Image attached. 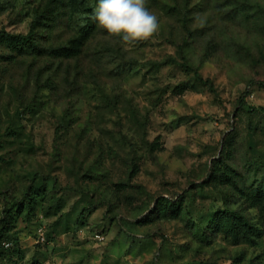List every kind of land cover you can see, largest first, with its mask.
I'll list each match as a JSON object with an SVG mask.
<instances>
[{"label":"rangeland","instance_id":"rangeland-1","mask_svg":"<svg viewBox=\"0 0 264 264\" xmlns=\"http://www.w3.org/2000/svg\"><path fill=\"white\" fill-rule=\"evenodd\" d=\"M147 8L148 40L97 27L66 57L7 41L39 18L65 45V8L0 0V264H264V205L239 191L264 177V0ZM225 208L251 240L213 227Z\"/></svg>","mask_w":264,"mask_h":264},{"label":"trees","instance_id":"trees-1","mask_svg":"<svg viewBox=\"0 0 264 264\" xmlns=\"http://www.w3.org/2000/svg\"><path fill=\"white\" fill-rule=\"evenodd\" d=\"M49 4H56L65 8L67 13V21L75 24L76 34L68 40L65 45L42 46L36 37V27L39 18L32 21L30 31L27 34H8L7 41L22 53H48L53 56H75L82 52L85 44L97 29V23L91 19V14L96 6L95 0H48ZM39 17V16H38ZM43 20V19H42ZM41 20V22H42ZM168 62L178 63L184 66L186 70L194 71V79L209 87L211 91H215L213 83L209 79L203 78L200 73L193 69L187 62L178 61L174 56H170ZM257 184L252 180L248 189L239 188L240 192L251 194L253 199L258 200L264 205V177L256 179ZM233 182L237 183L236 178ZM214 228H225L228 236L239 241L240 239L251 240L257 229L250 221L249 217L238 209L225 208L215 213Z\"/></svg>","mask_w":264,"mask_h":264},{"label":"clouds","instance_id":"clouds-1","mask_svg":"<svg viewBox=\"0 0 264 264\" xmlns=\"http://www.w3.org/2000/svg\"><path fill=\"white\" fill-rule=\"evenodd\" d=\"M91 19L109 37H119L124 46L148 40L160 27L158 17L147 8V0H98Z\"/></svg>","mask_w":264,"mask_h":264},{"label":"built area","instance_id":"built-area-1","mask_svg":"<svg viewBox=\"0 0 264 264\" xmlns=\"http://www.w3.org/2000/svg\"><path fill=\"white\" fill-rule=\"evenodd\" d=\"M96 237L99 239V240H103L104 239V236L99 234V233H96Z\"/></svg>","mask_w":264,"mask_h":264}]
</instances>
